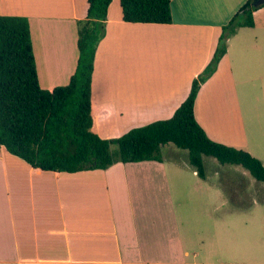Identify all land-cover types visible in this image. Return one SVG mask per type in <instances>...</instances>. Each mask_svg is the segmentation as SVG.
Listing matches in <instances>:
<instances>
[{"label":"crops","instance_id":"obj_1","mask_svg":"<svg viewBox=\"0 0 264 264\" xmlns=\"http://www.w3.org/2000/svg\"><path fill=\"white\" fill-rule=\"evenodd\" d=\"M244 2L171 0L172 21L161 24L126 22L112 0L94 55L93 130L111 139L171 117ZM86 12L87 0H0V15L29 20L40 87L68 83L78 60L77 22ZM253 20L227 40L198 90L194 116L210 139L264 165V121L255 118L264 112V6ZM206 181V171L199 177L188 161L163 158L42 171L0 146V264H186L175 198L205 189Z\"/></svg>","mask_w":264,"mask_h":264},{"label":"trees","instance_id":"obj_2","mask_svg":"<svg viewBox=\"0 0 264 264\" xmlns=\"http://www.w3.org/2000/svg\"><path fill=\"white\" fill-rule=\"evenodd\" d=\"M112 0H87L78 26V60L65 85L40 87L32 50L29 20L0 15V146L42 171L77 172L105 169L115 162L161 161V147L173 144L187 150L188 162L205 177L203 156L220 164L239 165L264 183V165L248 151L210 139L194 116V102L202 83L226 53L227 40L240 27L254 25L253 11L264 6L245 0L222 31L212 58L193 78L187 97L171 117L129 129L106 139L93 130L91 77L94 55L105 33ZM126 22L170 23L171 0H119ZM115 144L116 152L111 151Z\"/></svg>","mask_w":264,"mask_h":264},{"label":"rangeland","instance_id":"obj_3","mask_svg":"<svg viewBox=\"0 0 264 264\" xmlns=\"http://www.w3.org/2000/svg\"><path fill=\"white\" fill-rule=\"evenodd\" d=\"M258 114L256 120L264 121V112ZM116 150L112 144L111 151ZM160 155L166 161H188L187 150L173 144L161 147ZM203 161L206 188L190 197L182 190L174 200L176 236L187 252L186 264H264V183L239 165L220 164L210 156Z\"/></svg>","mask_w":264,"mask_h":264},{"label":"water","instance_id":"obj_4","mask_svg":"<svg viewBox=\"0 0 264 264\" xmlns=\"http://www.w3.org/2000/svg\"><path fill=\"white\" fill-rule=\"evenodd\" d=\"M262 3H264V0H253L252 1V4H254V5H258V4H262Z\"/></svg>","mask_w":264,"mask_h":264}]
</instances>
